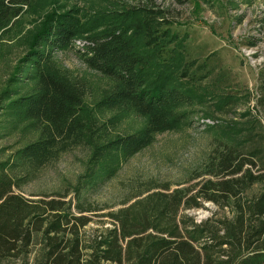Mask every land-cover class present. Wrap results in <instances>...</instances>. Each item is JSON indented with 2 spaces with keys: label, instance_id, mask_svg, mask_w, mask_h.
I'll return each mask as SVG.
<instances>
[{
  "label": "trees",
  "instance_id": "obj_1",
  "mask_svg": "<svg viewBox=\"0 0 264 264\" xmlns=\"http://www.w3.org/2000/svg\"><path fill=\"white\" fill-rule=\"evenodd\" d=\"M27 4L0 0V32ZM106 17L100 30L86 31L90 25L75 12L46 16L29 32L28 50L0 93V131L27 123L39 132L0 160V260L27 257L39 245L36 264H264V140L254 126L212 153L202 174L207 178L193 188L148 189L107 214L111 228L84 231L94 211L86 196L112 178L119 161L174 129L185 117L180 109L193 105V96L156 67L180 61L169 45L182 37L163 12L130 7ZM79 38L86 66L115 82L97 107L145 117L139 132L109 138V123L98 126L86 117L87 87L54 60ZM182 72L187 78L189 65ZM24 79L28 84L20 88ZM259 89L257 106L264 113V69ZM81 145L93 146L92 166L73 189L37 199L17 192L61 153ZM202 202L216 212L199 222L184 212Z\"/></svg>",
  "mask_w": 264,
  "mask_h": 264
},
{
  "label": "rangeland",
  "instance_id": "obj_2",
  "mask_svg": "<svg viewBox=\"0 0 264 264\" xmlns=\"http://www.w3.org/2000/svg\"><path fill=\"white\" fill-rule=\"evenodd\" d=\"M27 3L21 6L19 17L0 32V93L28 50L29 32L52 12H75L82 23L87 21L85 25H90L85 29L88 31L100 30L99 26L108 22L106 14L112 11L130 7L157 9L171 22L170 29L182 37L177 44L169 45L180 61H173V66L168 65L166 70L156 67L172 86L193 96V105L180 109L185 117L174 129L156 134L146 149L119 161L112 178L86 196V203L94 211L88 214L91 222L84 231L111 228L113 223L107 214L148 189L193 188L207 178L202 174L212 153L221 150L223 143L238 141L247 127L254 126L257 136L264 140V113L257 106L260 74L264 69V0H27ZM83 41L79 38L72 49L56 52L54 60L55 65L87 87L86 117L98 126L109 123V138L139 132L145 126V117L97 107L115 82L86 66L78 54ZM183 64L189 65L187 78L182 77ZM26 84L24 79L20 88ZM227 98L230 101L224 105ZM38 135L27 123L0 131V160L9 158ZM92 154V145L61 153L17 192L37 199L35 195L73 189L90 170ZM12 175L19 173L15 171ZM216 210L214 204L202 202L201 208L184 212L199 222ZM39 247L34 245L27 257L0 260V264H36Z\"/></svg>",
  "mask_w": 264,
  "mask_h": 264
}]
</instances>
